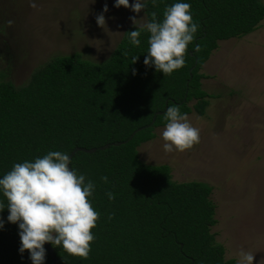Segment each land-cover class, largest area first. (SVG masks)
<instances>
[{
  "label": "trees",
  "instance_id": "obj_1",
  "mask_svg": "<svg viewBox=\"0 0 264 264\" xmlns=\"http://www.w3.org/2000/svg\"><path fill=\"white\" fill-rule=\"evenodd\" d=\"M174 2L149 0L147 21L153 12L162 20L165 7ZM185 2L200 27L188 45L185 65L171 75L144 65L149 36L145 32L138 47L125 33L101 63L80 54L58 56L35 69L24 85L0 82V176L14 163L48 151L71 154L76 148H98L71 159V167L96 184L91 199L100 219L92 230L91 252L82 259L54 247L59 264H237L225 258L224 246L211 233L217 224L210 198L213 188L203 182L173 181L169 165L143 162L138 148L156 137V128L165 126L169 106L179 105L188 115L206 114L212 96L202 88L207 78L201 73L203 66L220 42L257 30L264 20V3ZM134 56L139 59L133 64ZM158 112L164 114L152 124ZM106 145L109 148L100 150ZM109 192L114 199L108 198ZM8 214L7 209L0 213L5 219L0 264H31L28 250L19 253L18 225L7 222ZM45 264H51L47 250Z\"/></svg>",
  "mask_w": 264,
  "mask_h": 264
},
{
  "label": "rangeland",
  "instance_id": "obj_2",
  "mask_svg": "<svg viewBox=\"0 0 264 264\" xmlns=\"http://www.w3.org/2000/svg\"><path fill=\"white\" fill-rule=\"evenodd\" d=\"M92 2L38 0L33 9L27 0H0V82L24 85L35 69L58 56L80 54L101 63L135 28L129 17L147 22L144 10L116 8L114 0ZM105 3L102 28L96 16ZM8 20L14 23L8 26ZM201 73L207 76L202 88L212 98L204 116L188 115L200 129V142L166 153L161 126L138 148L140 158L169 165L175 182L210 185L217 219L211 233L225 258L238 261L244 249L255 254L253 264H264V20L252 34L220 42Z\"/></svg>",
  "mask_w": 264,
  "mask_h": 264
},
{
  "label": "clouds",
  "instance_id": "obj_3",
  "mask_svg": "<svg viewBox=\"0 0 264 264\" xmlns=\"http://www.w3.org/2000/svg\"><path fill=\"white\" fill-rule=\"evenodd\" d=\"M151 2L155 4L156 0ZM27 3L33 9L39 6L38 0H27ZM148 3L149 0H133L131 4L129 0H114L113 6L130 8L139 14L147 9ZM108 11L105 3L96 16L98 26L104 28L106 25L105 13ZM129 19L135 27V30L126 32L131 45L140 46L142 33L149 34L148 51L143 61L145 66L154 67L165 76L185 65L188 45L194 41L200 27L193 20L190 3L175 0L165 7L162 20L157 19L155 12L146 23H140L136 16ZM13 23L7 21L8 26ZM199 50L197 45L194 51ZM138 59L139 56L132 57V63ZM133 74H136L135 70ZM164 119L166 124L161 132L164 152H183L200 142V129L193 126L179 105L167 107ZM71 164L68 152L48 151L34 160L14 163L10 171L0 176V213L7 209V222L18 225L19 253L23 255L28 250L31 264H45V243L82 259H87L91 252L95 240L92 230L100 219L91 199L96 184L70 167ZM101 179L108 182L107 176ZM107 195L110 200L115 198L111 192ZM4 227L5 219L0 215V230ZM239 257L237 264H253L255 254L241 249Z\"/></svg>",
  "mask_w": 264,
  "mask_h": 264
},
{
  "label": "water",
  "instance_id": "obj_4",
  "mask_svg": "<svg viewBox=\"0 0 264 264\" xmlns=\"http://www.w3.org/2000/svg\"><path fill=\"white\" fill-rule=\"evenodd\" d=\"M164 113L163 112H158L155 116V119L153 120V123H155L156 121V117L158 115H163ZM136 132L132 135L131 139L135 136ZM122 143H116L114 144L115 146H120ZM109 148V145H106V146H103L100 148V150H105ZM98 150V148H91V149H85V148H76L71 154H70V157L71 159L78 153V152H85V153H88V154H92V153H95L96 151ZM71 167V165H70ZM44 247L46 248V250L48 251V253L50 254V257H51V264H59V261H58V257L56 255V251L54 249V247L50 244V243H45Z\"/></svg>",
  "mask_w": 264,
  "mask_h": 264
}]
</instances>
